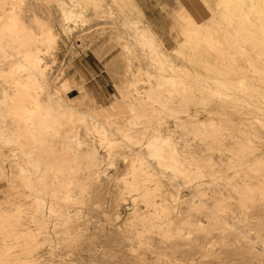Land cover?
<instances>
[{"label":"rangeland","instance_id":"obj_1","mask_svg":"<svg viewBox=\"0 0 264 264\" xmlns=\"http://www.w3.org/2000/svg\"><path fill=\"white\" fill-rule=\"evenodd\" d=\"M26 1L12 0L34 38L44 35L35 21H49L57 33L56 42L40 43L50 51L41 56L61 101L74 108L76 128L35 122L32 131H17L23 137L7 130V80L19 70L10 71L8 51L0 52V207L27 209L0 220V264H264L262 246L254 243L264 242V223L242 216L237 231L227 224L223 230L216 215L217 183L231 182V127L248 117L253 86L263 88L254 93L264 101V42L260 53L244 24L264 21V0H255L260 18L252 0ZM242 1L248 4L241 10ZM8 4L0 0V30ZM194 5L200 9L191 12ZM195 11L198 23L186 37L183 17ZM145 23L160 42L140 39ZM2 32L8 48V28ZM120 35L129 60L121 56ZM160 50L186 68L160 59ZM135 89L143 99L133 100ZM171 93L179 99L171 101ZM115 102L121 107L112 108ZM51 103L53 113L62 109ZM119 109L120 116L101 114ZM206 120L219 125L202 127ZM11 177L17 182L8 183ZM16 188L24 195H12ZM226 198L229 205L233 199Z\"/></svg>","mask_w":264,"mask_h":264},{"label":"bare ground","instance_id":"obj_2","mask_svg":"<svg viewBox=\"0 0 264 264\" xmlns=\"http://www.w3.org/2000/svg\"><path fill=\"white\" fill-rule=\"evenodd\" d=\"M18 1H21L22 2V0H18ZM114 1L117 2V0H113V2ZM219 1H222V0H219ZM227 1H229V0H227ZM246 1H248V0H246ZM253 1H255V0H252V2ZM25 2H27V1L25 0ZM225 2H226V0H225ZM8 3H10V5L8 4L9 5V7H8V23H6L4 25V27L0 30V40H3V39H1V37L4 34V32H2V31L6 27L8 28V32H7L8 33V35H7L8 36V48H6L4 45H2L0 43V52L1 53L2 52H5L6 53V51H8V67L10 68V71H13V73H14V70H17V71L19 70V71L18 72H15L16 73L15 74L16 77L14 76V78H12V79L10 78V79L7 80L8 81V95H7V97H8V114L10 116V118L8 119L9 121H8V129L7 130H10V132H12V133L13 132H16L17 135H22V137H23V133L18 134L17 131H21V130H23L24 132H25V130L26 131H32L33 130V127H34L33 125H34L35 122L45 123L46 126L49 127V128H54V127H57V126H63L64 127V125L66 124V122H68L69 123V126H72V128H73L74 125H72L73 124L72 119L74 120L75 115H76L75 114V111H74V108L71 105L65 104V103H63L61 101V95H62V93H59L56 90V88L53 87V83L52 82L54 81V77H53V81L52 82H50V80H48V78L46 77L45 70H46V67L48 65H47V63H44L43 62V59H42V56H41L42 54H44V53L46 54V52L48 53L50 51H48V50L43 51L40 48V43L42 44L43 42L48 41V40L49 41L52 40V41L56 42L57 41V38H58L57 33L52 31V27L50 26L49 21H47V20H46L47 22L46 21H35L36 20V18H35V20H34L35 23L40 27L42 33H44V35L42 36V39L41 40L35 39L34 36L36 34L33 31L32 26H27V25L25 26L24 21H21V17H20L21 15L18 16L20 14V11H21V8L22 7L20 8L19 5H15L14 2H12V0H8ZM234 3H236V2H234ZM242 3L244 5L245 2L242 1ZM247 4L248 3H245V6H240V4H239V6L241 7V10H242V7L245 8ZM256 5L257 4H256V1H255V3L252 4L251 8L253 7V8H256L258 10V12L256 10L257 14H255V15H256V18H260V16H261L260 15V10H259L260 9V6L259 5L256 6ZM117 7H119V6H117ZM190 7H188V9ZM249 7H250V4H249ZM132 8H133L132 10L134 11V7L133 6H132ZM251 8H250V10H251ZM100 9L98 8V10H100ZM191 9H190L191 12H194L193 9L194 10L200 9V7L198 5L197 6L194 5V7H192ZM24 12H25V10H24ZM191 12H189V14L187 13L183 17V18L189 19V21H182L183 22L182 27H184V29L181 31V34L186 35V37L187 36H191V34H192L191 33V30L192 29L190 30V29H186V28H192V26H194V23H195V26H196V23H198L197 21H194V20H196L197 18H199L198 17L199 13H197L195 11L196 14L195 13L192 14ZM101 13H102V11L99 14H101ZM242 13L244 14V11ZM245 13H246V9H245ZM247 14H244V15L248 17L249 15H247ZM104 15L105 14H103V16ZM96 16H97V13H96ZM72 17H73V15H72ZM104 17H107V16H104ZM109 17H111V16H109ZM32 18H33V16H32ZM47 18H48V16H47ZM68 18H69V16L67 15V18L66 19H68ZM95 18H97V17H95ZM25 19H26V16H25ZM97 19H99V18H97ZM67 22H69V21H67ZM72 22H74V21H72ZM247 22L248 23H246V21H244V24L246 25L247 28L250 26L249 29H251V32L256 33L257 30L261 31V32H258L257 34L252 33L253 34V37L251 38V41H250L253 45L254 44L257 45L258 43H260V47H258V51L261 53L262 50H263L262 43L264 42V21H247ZM130 23H131L130 21H126L125 24H122V23L121 24L123 26L124 25L129 26L131 28V26H130L131 24ZM142 25H143L142 27L139 25L142 28V34H139L140 35V39H143L146 36L147 38L151 39L153 42L154 41L155 42H160V40L157 39L156 34L152 31V29L150 28V26L147 23L142 24ZM73 26L75 28V24H73ZM132 26H133V24H132ZM67 27H68L69 33H72L73 31L71 29L72 28L71 24L68 23V26ZM129 27H127V28H129ZM129 35H131V34H129ZM117 39H118L119 43L121 44L122 50H123L121 56L129 60L130 57H128V55H126V54H128V46L122 40L123 38H122L121 35L120 36H117ZM146 42H147V40H146ZM172 51H174V50H172ZM178 52L179 51L177 50V53ZM240 52H243V51L240 50ZM157 53H158V57L160 59H163L165 62L171 64L175 69L176 68L179 69L181 67H185V66H183V64H181V66H178L177 64H174L175 61H173L172 60L173 58L171 57V54L172 53H166L163 50H160ZM1 55H3V54H1ZM51 55H52V53H51ZM175 55H173V56H175ZM9 58H11V59H9ZM127 65H128V63H127ZM249 66L256 67L257 66V63L253 61L251 63V65H249ZM169 68H171V66H169ZM51 70L52 69H50V71ZM159 70H161V69H159ZM194 73L195 72H193V74ZM11 75H12V73H11ZM48 75H50V72H49ZM239 80L242 81L243 79H240L239 78ZM213 81H215V80H213ZM250 81H251V83H254L256 80L255 79H252V80L250 79ZM239 82L240 81H238V83ZM212 83H214V82H212ZM217 83H218V81H217ZM220 83L222 84L221 81H219V84ZM215 84H216V82H215ZM239 84H241V83H239ZM137 89H135V92H134V95H133V100H139V99H143L144 98L143 93L141 91H138ZM259 89L260 90H263V88H256L255 86H253L251 88V92L252 93H251L250 97H251V99L254 98V105H252L251 110H250V112L247 115L248 117L246 119H244V121H242L243 123L240 122L241 125H240V123L238 124L240 126L237 125L238 128H236L237 126L235 124H234V128L231 127L232 128L231 130H232V133H233L232 134V139H231L232 142H231V146H230V164H231V168H232L231 182L230 183H217V187H218V190L217 191H218L219 201L216 204V208H217L216 209V215H217V219L219 221V224L222 226L223 230L225 228V225L227 224V225H230L231 228H233L234 230L237 231V224H236V222H238V220L242 216L247 217L248 219H250L252 221H255L256 223H258V221H262V223H264V101L257 99V97H256L257 95H256V93H254V92H257V94H258ZM44 94L47 95L46 96L47 101H46V99L44 100V99H42L43 97H41ZM3 99L5 100L4 97H3ZM170 99H171V101H175V100H178L179 98H178V96L176 94H172L171 93ZM43 100L46 101V102H48V103H44ZM53 101L54 102H57L59 104V107L62 108L57 113H53L52 112L53 110H52L51 106L52 107L54 106V108H56L55 107L56 105H50V103L53 102ZM112 106H113L112 108H116L117 109V108H120L121 107V103L120 102H115L114 105H112ZM119 111H120V109L116 111L117 113H115V111L111 112V110H108V111L101 110V114H104V116L119 115L120 114ZM196 114H197V112H196ZM35 116H37V117L39 116L40 118L37 119V118H35ZM241 118H243V117H241ZM177 119L179 121V117H177ZM0 120H1V118H0ZM36 120H38V121H36ZM211 120L210 121L209 120H206V122H200V125L202 127H203V125L205 127H207L206 125H208V127L212 125L211 128L212 129L213 128L215 129V127L218 126L219 123H218V125L211 124V123H213V122H211ZM3 122H4V120H3ZM1 123L2 122H0V124ZM42 123H41V125H42ZM197 123L199 124V122H197ZM236 123H238V121ZM213 125L215 127H213ZM43 126H44V124H43ZM0 128H1V126H0ZM75 128H76V126L74 127V129ZM57 130L59 132H62V133L65 132V130H62L60 127H58ZM68 130H69V128H68ZM36 133H37V131H36ZM24 137H25V135H24ZM39 137H40V135H39ZM41 140H43V139L41 138ZM23 143H24V141H23ZM35 144H36V142H35ZM18 146H20V145H18ZM25 147H27V146L24 145V148ZM24 148H23V150H24ZM36 148H38V147H36ZM41 148H43V147H41ZM134 152H135V150H134ZM34 155H36V154H34ZM28 156H30V155H28ZM41 158H43V155H42ZM30 159H31V157H30ZM32 160H33V158H32ZM43 161H44V159H43ZM37 162H38V160H37ZM133 162H138V163L142 164V160L141 159L134 160ZM33 168H34V166H33ZM39 168H38V170H39ZM62 168H64V167H62ZM62 171L64 172L65 170L62 169ZM37 172H39V171H37ZM3 174L4 173L0 169V176L4 177ZM31 174H32V172H31ZM18 175H19V173H18ZM14 177L8 178L7 179L8 183H13L14 180H15V178L16 179H21V176L20 175L18 176V178L17 177L14 178ZM23 178L25 179L26 177L23 176ZM35 179H38V178H35ZM42 179H40V180H42ZM63 179H64V177H62V176L61 177H59V176H55L54 177V181L55 180L56 181H61ZM15 181L17 182V180H15ZM28 181H29V178H28ZM135 188L137 190L141 191L143 194L148 193L147 189L142 184H139ZM10 189H11V186H10ZM12 189H15V188L12 187ZM13 194L15 196L16 195L17 196L18 195L19 196L20 195L21 196L24 195L18 189H17V192L12 193V195ZM226 194L229 195V198H232L233 199V201L231 203L229 202V205H232L231 207H229V205L227 204L228 201L225 202V199H227L226 198ZM198 196H200V195H198ZM13 197L14 196H12V198ZM13 200H15V199H13ZM6 203H8V200H6ZM21 207H24V206H22L20 204H16L15 207L13 209H11V210H9L8 207L7 208H1L0 207V220H2L3 218H6V217L8 218V217L15 216L14 214L16 212L17 213L20 212V214H21L23 211L27 210V209L24 210L22 208L23 211L21 212L20 211L21 210ZM24 208H26V206ZM227 208L229 210L226 212ZM164 209L165 208H163V210ZM260 228H262V227H260ZM254 243L257 244V245H261L262 246V250L264 251V242H262V244H259L258 242L257 243L254 242Z\"/></svg>","mask_w":264,"mask_h":264},{"label":"crops","instance_id":"obj_3","mask_svg":"<svg viewBox=\"0 0 264 264\" xmlns=\"http://www.w3.org/2000/svg\"><path fill=\"white\" fill-rule=\"evenodd\" d=\"M130 2L132 3L131 5H134L133 2H132V0H130ZM191 2H192V0H191ZM134 6H135V5H134ZM148 25H149V24H148Z\"/></svg>","mask_w":264,"mask_h":264}]
</instances>
